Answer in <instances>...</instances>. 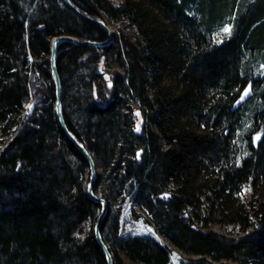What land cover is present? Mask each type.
I'll use <instances>...</instances> for the list:
<instances>
[{
    "label": "trees",
    "instance_id": "1",
    "mask_svg": "<svg viewBox=\"0 0 264 264\" xmlns=\"http://www.w3.org/2000/svg\"><path fill=\"white\" fill-rule=\"evenodd\" d=\"M73 1L120 25L110 45L67 42L58 57L114 264H171L152 237L120 236L126 202L186 264H264V0ZM63 34L107 38L62 0H0V264H107L89 164L55 110L49 57Z\"/></svg>",
    "mask_w": 264,
    "mask_h": 264
},
{
    "label": "water",
    "instance_id": "2",
    "mask_svg": "<svg viewBox=\"0 0 264 264\" xmlns=\"http://www.w3.org/2000/svg\"><path fill=\"white\" fill-rule=\"evenodd\" d=\"M62 1L69 8H71L75 13H77L79 16H81L82 18L86 20L96 23L107 33V38L103 40L79 38L73 35H66V34L56 36L53 38L52 43H51L49 62H50V70L52 74V79H53L54 87H55V110H56L59 123L61 127L63 128V130L65 131L66 135L69 137V139L76 145V147L81 151V153L86 158L89 164V178L87 182V193L93 201L101 204V209H100V212L97 216V219L94 225V235H95L96 241L101 246L106 256L107 264H114L113 256L101 233L102 223L104 219L106 218L108 211H109V203L106 198L99 196L95 193V183H96L97 176H98V167H97V164H96V161L93 155L91 154L89 149L84 145V143L81 142L76 137V135L70 130L66 122L65 114H64V105H63V85H62V79H61V75L59 73V68H58V57L60 53V46L63 43L68 42L74 45H89L93 47H105L114 42L116 38V34H115V31L112 29V27L99 15H93L81 9L76 3H74L73 0H62ZM245 91H248L247 96H244ZM251 95H252L251 84H248L243 94L238 99L236 103V107L243 104L245 101H247Z\"/></svg>",
    "mask_w": 264,
    "mask_h": 264
},
{
    "label": "rangeland",
    "instance_id": "3",
    "mask_svg": "<svg viewBox=\"0 0 264 264\" xmlns=\"http://www.w3.org/2000/svg\"><path fill=\"white\" fill-rule=\"evenodd\" d=\"M111 1L114 4H120L123 0H111ZM102 16H104V18H106L109 25L115 31V34L119 33L120 25L116 24V22L111 20L104 13ZM226 26H231V29H232V19H230L228 22H226L222 26L215 28L216 35L219 39H223L226 37V35H228V34L223 33V31H222V29ZM102 67H103V63L100 64L99 69L101 70ZM259 70L264 73V63L260 64ZM140 123L141 122L139 121V124ZM252 196L253 195L250 194L249 198H251ZM226 222H227V220H223L222 223L216 222L212 225V228L216 231L225 230V229H227V228H225ZM119 234L122 237H128V236H149V237H152L153 239L159 241L160 243L166 245L169 248L170 254H171V264H186L187 263V260H188L187 256L188 255L184 251L180 250L175 245H173L170 241H168L162 235L157 233L154 230V227L152 225H150L145 220V216L140 215L139 213L134 214L132 212L130 204H128V202H126V204H124L123 210L121 211ZM125 260H126L127 264H132L127 259H125Z\"/></svg>",
    "mask_w": 264,
    "mask_h": 264
},
{
    "label": "snow or ice",
    "instance_id": "4",
    "mask_svg": "<svg viewBox=\"0 0 264 264\" xmlns=\"http://www.w3.org/2000/svg\"><path fill=\"white\" fill-rule=\"evenodd\" d=\"M222 31H223V33H225V34H229V35H230V34H231V31H232L231 26H226V27H224V28L222 29ZM247 95H248V91H245L244 96H247ZM242 99H243V97H242ZM28 107L31 108V105H29ZM136 116L139 117V116H140V113L137 112V113H136ZM136 131H140V125H139V124H137ZM256 139H259V137H257ZM248 190H249V189H245L246 192H247Z\"/></svg>",
    "mask_w": 264,
    "mask_h": 264
}]
</instances>
